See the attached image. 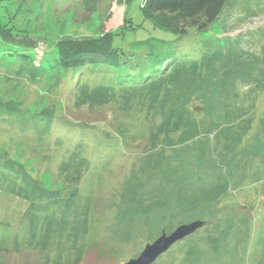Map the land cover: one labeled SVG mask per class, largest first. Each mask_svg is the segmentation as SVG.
<instances>
[{
	"label": "rangeland",
	"instance_id": "rangeland-1",
	"mask_svg": "<svg viewBox=\"0 0 264 264\" xmlns=\"http://www.w3.org/2000/svg\"><path fill=\"white\" fill-rule=\"evenodd\" d=\"M140 4L0 0V264H124L197 220L151 264H264V0L180 39ZM107 31L154 73L60 67Z\"/></svg>",
	"mask_w": 264,
	"mask_h": 264
},
{
	"label": "trees",
	"instance_id": "trees-1",
	"mask_svg": "<svg viewBox=\"0 0 264 264\" xmlns=\"http://www.w3.org/2000/svg\"><path fill=\"white\" fill-rule=\"evenodd\" d=\"M117 1L121 4L129 3L131 0ZM226 2L227 0H141L140 10L156 26L171 32L180 39L207 29L208 25L218 18ZM112 38V31L103 32L97 37L62 38L57 46L60 67L64 69L85 68L89 65L91 68L100 69L99 72L102 74H107L106 70H110L109 74L120 77L122 82L130 81L131 85L136 79L144 80L148 74L154 73L155 65L149 61L150 54L146 56L143 66L138 63L122 64L128 62V57L133 59V55L140 52H133V55L121 53L112 46ZM158 52L164 53L160 64L181 55L175 56L171 51L161 48ZM121 67L124 69L120 72ZM131 71L135 75L132 76Z\"/></svg>",
	"mask_w": 264,
	"mask_h": 264
},
{
	"label": "water",
	"instance_id": "water-1",
	"mask_svg": "<svg viewBox=\"0 0 264 264\" xmlns=\"http://www.w3.org/2000/svg\"><path fill=\"white\" fill-rule=\"evenodd\" d=\"M203 221H193L175 228L169 235L163 231L153 242L147 243L136 258H131L124 264H151L162 253L166 252L174 243L192 234L196 228L203 225Z\"/></svg>",
	"mask_w": 264,
	"mask_h": 264
},
{
	"label": "crops",
	"instance_id": "crops-1",
	"mask_svg": "<svg viewBox=\"0 0 264 264\" xmlns=\"http://www.w3.org/2000/svg\"><path fill=\"white\" fill-rule=\"evenodd\" d=\"M171 208V207H170ZM169 208V209H170ZM169 209L167 210L166 208H163L161 211L162 213H165V215H170V212H169ZM157 221H159V217L158 218H153V222H152V225H154L155 227L154 228H157V226H159L160 224L159 223H156ZM155 233H156V230H155ZM154 233V234H155Z\"/></svg>",
	"mask_w": 264,
	"mask_h": 264
}]
</instances>
